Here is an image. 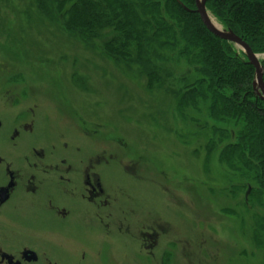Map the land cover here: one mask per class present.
Here are the masks:
<instances>
[{"label": "rangeland", "instance_id": "1", "mask_svg": "<svg viewBox=\"0 0 264 264\" xmlns=\"http://www.w3.org/2000/svg\"><path fill=\"white\" fill-rule=\"evenodd\" d=\"M38 1L0 0V99L43 109L50 120L41 127L53 140L85 134L92 147L85 154L119 165L111 183L122 192L125 226L139 217L141 227L155 228L156 264H164L166 241L167 264H264V245L255 241L264 201L246 197L256 186L219 162V147L209 152L215 124L207 112L182 120L133 67L68 35L59 13ZM168 68L176 83L193 73L182 60Z\"/></svg>", "mask_w": 264, "mask_h": 264}, {"label": "trees", "instance_id": "2", "mask_svg": "<svg viewBox=\"0 0 264 264\" xmlns=\"http://www.w3.org/2000/svg\"><path fill=\"white\" fill-rule=\"evenodd\" d=\"M46 2L68 35L88 46L97 43L116 64L133 67L145 90L170 98L182 120L196 122L191 113L205 110L215 124L209 152L219 147V162L256 186L245 196L255 193L263 204L264 100L253 88L254 68L204 27L194 0L38 1L44 9ZM206 9L254 54H264V0H207ZM181 60L193 73L176 83L168 65ZM261 66L264 75V60ZM258 220L263 229L255 241L263 246L264 218Z\"/></svg>", "mask_w": 264, "mask_h": 264}, {"label": "flooded vegetation", "instance_id": "3", "mask_svg": "<svg viewBox=\"0 0 264 264\" xmlns=\"http://www.w3.org/2000/svg\"><path fill=\"white\" fill-rule=\"evenodd\" d=\"M17 98L0 99V264H156L155 228L125 226L119 165L85 154V134L53 140L49 115Z\"/></svg>", "mask_w": 264, "mask_h": 264}, {"label": "water", "instance_id": "4", "mask_svg": "<svg viewBox=\"0 0 264 264\" xmlns=\"http://www.w3.org/2000/svg\"><path fill=\"white\" fill-rule=\"evenodd\" d=\"M207 0H195V12L199 15L204 27L215 37L221 39V40H225L228 42H231L233 44H235L236 46L240 47L247 59H248V63L254 68L255 70V75H256V82L259 86V89L261 91V94L264 97V79L262 76V69L261 66L259 64V61L256 57V55H254L252 53V51L249 49V47L238 37H236L234 34H232L231 32H224L218 28H216L210 21L208 14L206 12V8H205V3Z\"/></svg>", "mask_w": 264, "mask_h": 264}, {"label": "bare ground", "instance_id": "5", "mask_svg": "<svg viewBox=\"0 0 264 264\" xmlns=\"http://www.w3.org/2000/svg\"><path fill=\"white\" fill-rule=\"evenodd\" d=\"M210 20L214 26L219 27L218 24L212 18H210Z\"/></svg>", "mask_w": 264, "mask_h": 264}]
</instances>
